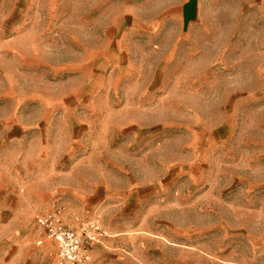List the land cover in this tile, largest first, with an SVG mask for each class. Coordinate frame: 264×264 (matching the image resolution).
<instances>
[{
    "label": "rangeland",
    "instance_id": "obj_1",
    "mask_svg": "<svg viewBox=\"0 0 264 264\" xmlns=\"http://www.w3.org/2000/svg\"><path fill=\"white\" fill-rule=\"evenodd\" d=\"M121 1L0 0V114L51 113L20 120L0 192L41 173L95 190L65 221L99 223L105 264H264V0H209L188 56L123 40ZM38 146L66 153L50 170Z\"/></svg>",
    "mask_w": 264,
    "mask_h": 264
},
{
    "label": "crops",
    "instance_id": "obj_2",
    "mask_svg": "<svg viewBox=\"0 0 264 264\" xmlns=\"http://www.w3.org/2000/svg\"><path fill=\"white\" fill-rule=\"evenodd\" d=\"M209 2V0H122L119 5H113L109 10L121 15L123 28L121 37L123 40L142 42L147 37L154 38V40L162 42L161 48L170 42L174 47L173 55L179 50L178 45L184 43L183 52L179 56H188L193 51L194 31L203 27L207 22L206 15L211 8ZM109 13L107 12V15ZM200 30L202 34L204 29ZM137 50L139 53L143 51L142 55L145 54V49H142L140 44H138ZM156 52L163 53V50L160 49ZM184 68H191V66L185 65ZM14 69L19 77L21 76L20 80L28 78L19 71L21 68ZM26 69L28 71V68ZM115 70L116 72L119 70L123 73L128 72L130 75L136 74L138 77L143 68H114ZM17 112L0 114V153L11 154L10 168L16 169L19 163L17 160L19 150L16 142L23 135L24 130L22 129L23 124L19 123L20 120L37 118L36 120L44 121L49 120L51 116L47 109H44L39 115L25 113L21 118ZM19 129H21L20 135H18ZM32 153H37L35 159L38 162H41L40 158L46 159L44 162L49 166V169L54 170L59 165L58 159L64 156L66 151L38 146L33 149ZM39 164L41 165V163ZM47 176V174L41 173L32 181L27 180L24 190L20 187L21 191L18 188V181L11 180V184L16 187L11 188L10 192H0V264H57V244L54 240L47 238L44 232L37 227V218L54 212L58 208H64L65 217L72 214L81 215L82 211L87 208L96 207L97 202L93 196L95 190L83 191L79 187L70 189L66 185L53 184L54 180ZM30 185L32 187L35 185L52 187L47 190L32 188ZM83 201L86 204H83ZM76 206H78L77 209H75ZM91 212V209L86 210L88 214H92ZM7 232L8 236L5 235ZM4 237H9V243H3ZM108 242L109 240L92 245L91 248L89 245L91 264L106 263L107 258L105 257L109 253ZM5 248H8L7 252H3ZM5 253L6 255L3 257ZM223 263L236 264V261L228 260Z\"/></svg>",
    "mask_w": 264,
    "mask_h": 264
},
{
    "label": "built area",
    "instance_id": "obj_3",
    "mask_svg": "<svg viewBox=\"0 0 264 264\" xmlns=\"http://www.w3.org/2000/svg\"><path fill=\"white\" fill-rule=\"evenodd\" d=\"M38 227L57 244V264H91L89 244L108 236L98 222L92 221L78 232L66 224L64 208L37 218Z\"/></svg>",
    "mask_w": 264,
    "mask_h": 264
}]
</instances>
